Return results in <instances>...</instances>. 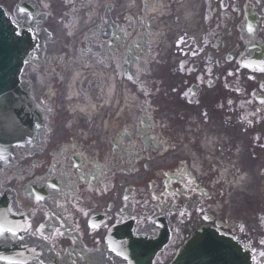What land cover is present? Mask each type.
<instances>
[{
	"label": "flooded vegetation",
	"instance_id": "obj_1",
	"mask_svg": "<svg viewBox=\"0 0 264 264\" xmlns=\"http://www.w3.org/2000/svg\"><path fill=\"white\" fill-rule=\"evenodd\" d=\"M251 3L258 14L253 36L225 43L218 38L227 31L218 28L192 52L195 73L180 83V94L194 90L196 113L223 112V119L229 118L242 134L239 151L217 155L199 169L180 153L181 135L188 133L180 135L172 126L164 131L149 127L144 136L132 122L124 131L112 128L103 132L101 142H78L85 156L76 143L68 144L66 132H58L57 107L48 93L57 62L45 50L39 64L25 66L24 80L44 84L32 87L44 125L31 141L13 147L14 157L0 171V205L15 211L19 201L30 212L20 236L0 238V264H128L107 243L109 229L126 219L135 221L132 236H155L167 226L169 243L152 261L166 264L191 231L215 222L208 210L213 204L206 192L209 179L221 171H227L225 176L246 171L260 176L257 187L264 191V104L259 102L264 98V72L259 71L264 64V0ZM236 8L240 14L245 9L238 0H220L217 10L236 15ZM186 141L194 142L190 137ZM251 189L248 197L230 203L231 218L222 210L217 219L228 220L227 230L252 251L258 264H264V200L253 198ZM104 213L109 216L103 222ZM93 216L98 220L93 222Z\"/></svg>",
	"mask_w": 264,
	"mask_h": 264
},
{
	"label": "bare ground",
	"instance_id": "obj_2",
	"mask_svg": "<svg viewBox=\"0 0 264 264\" xmlns=\"http://www.w3.org/2000/svg\"><path fill=\"white\" fill-rule=\"evenodd\" d=\"M100 1H104V0H99L97 3L99 4ZM142 1L147 2L146 12L149 7L151 9H157L158 11H160L161 8H164L162 12H165L166 11L165 7L163 6V4H160V3H163L164 1H169L172 3H179L182 7H185V10L187 11L186 18H183L184 21L181 19H178L175 22H173L172 19H169L166 15L159 18L154 14H151L148 16L145 13L144 16H141L142 17L140 19L141 29L142 30L147 29L146 34L151 33L152 35L154 34V35H157L158 37L162 36V41H161V38L154 41L155 38L153 37L151 40L152 41L151 43H155L156 46L159 45L160 43L162 46V51L166 55H170L171 57L170 49L168 48L169 46L171 47L173 39L177 38L178 33H181L178 38V41L181 40L182 37H184L185 41L186 42L190 41V43H192L191 39L195 41L196 37H198L199 34L201 33V26L200 24L197 23L199 13L202 8L201 2L202 1L207 2L209 0H106V2L104 1L105 2L104 6L109 7L114 2L116 6L118 5V7L114 9L119 14L121 13L123 15H127L130 12H134L136 14L142 15V12H139V10L141 11L140 4ZM84 22L85 21L83 20L80 23H78V25ZM85 23H87V21ZM66 29L67 30H66L65 37L70 36L73 31L76 34L78 33L77 24L75 28L73 29H71V26L70 27L67 26ZM143 32L144 31H141L138 36L140 37ZM151 43L146 44L145 49L148 55H149L148 50L151 48L150 45H152ZM149 59L151 58H148V60ZM70 61H72V65L75 68L79 69L80 67V68L89 70L90 72H92L97 66H101V63H102L105 66L106 70L110 73V72H113L112 67H114L115 65V62L112 63L111 61H107L102 56V54H100V52L99 53L94 52L91 50V48H88V47L79 48V50H77V52L75 53L73 58H71ZM142 61L143 60L139 61V66H143ZM161 61L162 59L157 60V62H161ZM144 65H147V62H145ZM170 69L174 70V66L170 65ZM115 80H117V82L116 83L114 82L113 86L106 87L105 92H103V91L96 89L95 82H92L89 80L88 82L85 83L84 78H82L81 81L79 82V85L76 86V90H74V93L70 91L68 92V95H69L68 98L69 100L71 99H73V101L75 100L74 104L76 106L77 111H80V109L83 107L82 105H79V102H82V101L84 102L83 104L87 106L86 108H90V109L96 106L98 109H99V106H100V109H102L105 106H109L112 102L120 103L121 101V105L123 108L125 105H128L130 103V97L126 96L127 93L125 92V89L121 87V82L119 78L117 77V79L115 78ZM131 82L134 83V81H131ZM103 93H106L104 104L96 103ZM119 111L121 112L122 109L121 108L119 110L116 109L115 113L119 114ZM192 158L194 159V164H197V157L193 155ZM243 181H244V177H241V178L234 180L232 183L234 186H239Z\"/></svg>",
	"mask_w": 264,
	"mask_h": 264
},
{
	"label": "water",
	"instance_id": "obj_3",
	"mask_svg": "<svg viewBox=\"0 0 264 264\" xmlns=\"http://www.w3.org/2000/svg\"><path fill=\"white\" fill-rule=\"evenodd\" d=\"M27 29L17 27L9 15L0 8V117L14 116L17 108H26L31 103L29 98L17 96L19 73L28 54L35 44ZM1 119V118H0ZM26 119V118H24ZM23 120V119H22ZM10 123L0 122V129L10 128ZM3 143L0 137V156H3ZM211 237V242L204 239ZM186 245L174 264H183L186 257L191 264H251L248 255L231 238L211 231H201ZM191 255V256H189Z\"/></svg>",
	"mask_w": 264,
	"mask_h": 264
},
{
	"label": "rangeland",
	"instance_id": "obj_4",
	"mask_svg": "<svg viewBox=\"0 0 264 264\" xmlns=\"http://www.w3.org/2000/svg\"><path fill=\"white\" fill-rule=\"evenodd\" d=\"M0 1H2V2H4V3H6V4H10L11 2H13L14 0H0ZM113 4H114V6L116 7V4L113 2ZM64 21H61V22H58V20H54V23L52 24V28L54 29V31L56 32L55 33V39L52 41V45L53 46H55L57 49L59 48L60 49V51H62L61 50V48H63V47H59V44H61L62 45V43L63 42H65V40H67V38L65 37V31H66V29L64 28ZM54 25V26H53ZM54 43L55 44H57V45H54ZM159 50V49H158ZM157 50V51H158ZM169 57V55H166L165 53L161 56V59H162V61H161V63H157V65H155V68H156V72H153V73H151L150 75H147L146 76V78H150V77H153V78H155L156 79V81L154 82L153 81V83H152V87L154 88V87H156L157 89H159V91L158 92H155L153 95H152V100H153V102L154 103H163L162 102V97L164 96L165 98H167V100H170L171 98L170 97H166L162 92H163V90L164 91H167L172 85H174V84H171L170 83V86H169V88H167V86H168V78H167V75H168V70H169V61H167L166 59ZM178 75H179V73L177 72V73H175V74H173V76H171L170 75V79H172L174 82H176L177 81V79H178ZM164 87V89H162ZM62 94H63V91H62ZM61 97H63V96H61ZM61 97H60V101H62V99H61ZM166 104V103H165ZM64 105V104H63ZM63 105H62V107H63ZM163 106L165 107V105H164V103H163ZM65 108V107H64ZM62 112H63V114H64V116H65V119H64V121H67L68 119H70V117H77L79 120L77 121V123L79 124V125H81V126H84V125H87V122H85V118H84V116H82V115H76V113H74V114H71L70 113V110H67L66 108H65V110L64 109H62ZM68 112V113H67ZM166 111H164V112H162V116H166ZM212 120V119H211ZM65 127V126H64ZM179 127V126H178Z\"/></svg>",
	"mask_w": 264,
	"mask_h": 264
},
{
	"label": "snow or ice",
	"instance_id": "obj_5",
	"mask_svg": "<svg viewBox=\"0 0 264 264\" xmlns=\"http://www.w3.org/2000/svg\"><path fill=\"white\" fill-rule=\"evenodd\" d=\"M20 11L22 13L26 14V10L25 9H20ZM248 31L251 33L254 31V28L252 27V25H248ZM246 67H252V65H245ZM259 71L264 72V64H262L261 66H259ZM229 75H231V73H229ZM259 102L261 104H264V98H260ZM206 115V113H205ZM0 159H2V157H0ZM188 183H191V179L188 180ZM53 188H55V185H52ZM37 200H41L43 199V197H36ZM92 227H95V225H92ZM23 230V229H21ZM4 234H10L11 236H16L17 235V230L16 228L12 227V226H5V225H0V236H3ZM42 238L47 239V237H43V233H41ZM261 243H264V241H261ZM113 251H116L115 249H112ZM262 255H264V253H262ZM124 259L126 260L127 257H124ZM9 264H14V262L10 261Z\"/></svg>",
	"mask_w": 264,
	"mask_h": 264
}]
</instances>
